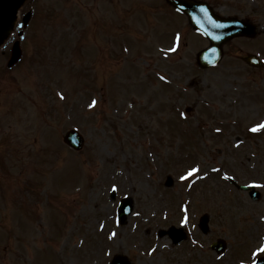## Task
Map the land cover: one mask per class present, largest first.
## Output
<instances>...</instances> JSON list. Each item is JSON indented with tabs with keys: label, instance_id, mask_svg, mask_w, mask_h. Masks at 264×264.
<instances>
[{
	"label": "rangeland",
	"instance_id": "rangeland-1",
	"mask_svg": "<svg viewBox=\"0 0 264 264\" xmlns=\"http://www.w3.org/2000/svg\"><path fill=\"white\" fill-rule=\"evenodd\" d=\"M207 2L257 29L222 43L219 63L203 69L196 55L208 40L183 27L175 42L178 21L161 18L162 0L150 8L138 0L25 1L29 27L0 46V264H108L116 254L130 264H244L264 256V66L241 57L264 61V0ZM16 38L23 55L9 68ZM94 95L103 99L85 113ZM69 128L85 138L78 152L62 143ZM221 176L254 183L259 199ZM125 196L133 211L119 224ZM181 221L187 237L172 247L163 230ZM217 238L227 243L222 254L210 249Z\"/></svg>",
	"mask_w": 264,
	"mask_h": 264
},
{
	"label": "water",
	"instance_id": "water-1",
	"mask_svg": "<svg viewBox=\"0 0 264 264\" xmlns=\"http://www.w3.org/2000/svg\"><path fill=\"white\" fill-rule=\"evenodd\" d=\"M19 2L20 0H0V37L8 30L14 17V9L18 7ZM174 2H177V4L182 3L184 5L183 9L184 8L186 10L195 9V13H193V17H194L193 21L195 22V25H197L200 29H202L205 33H207V36L211 41V46L199 54V60L200 62H202L203 65L209 64L210 62H213L218 59V56L220 54V49L218 46L221 41H224L225 39L229 38L234 34L241 33V34L250 35L254 31V26L248 22L219 21V19H216L217 17L213 15L211 10H209V12H207L204 9H203L204 11H199L198 7L196 8L189 2L186 1L183 2L181 0H174ZM28 18H29L28 15L24 17V21L27 22ZM20 54L21 51L19 48V44L18 42H15L12 47L11 57L8 64L9 65L13 64L20 57ZM246 60L252 64L258 63L257 59L255 60V57L253 56L247 57ZM65 140L75 147H79L81 143L80 138L74 133H67L65 135ZM254 197L255 198L258 197L257 193H255ZM126 205L131 206V201L127 200L125 206ZM124 217H125V212L123 209V213H121V219H123ZM177 240L179 239H176V241ZM215 245L218 250L222 247L221 243H216ZM263 263L264 261H260L257 264H263ZM113 264H126V262L123 259L116 258L114 259Z\"/></svg>",
	"mask_w": 264,
	"mask_h": 264
},
{
	"label": "snow or ice",
	"instance_id": "snow-or-ice-1",
	"mask_svg": "<svg viewBox=\"0 0 264 264\" xmlns=\"http://www.w3.org/2000/svg\"><path fill=\"white\" fill-rule=\"evenodd\" d=\"M177 40H179V36L177 35ZM257 128H264V124L258 125ZM254 130H257L254 128ZM197 171L196 169H192L189 171L188 175H192L193 172ZM264 252V247H261L260 249L257 250V254Z\"/></svg>",
	"mask_w": 264,
	"mask_h": 264
}]
</instances>
